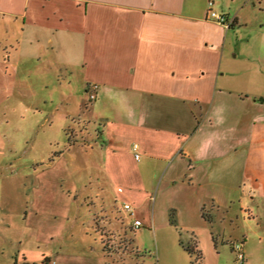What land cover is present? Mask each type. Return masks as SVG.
I'll return each instance as SVG.
<instances>
[{
	"label": "crops",
	"instance_id": "0c3cea01",
	"mask_svg": "<svg viewBox=\"0 0 264 264\" xmlns=\"http://www.w3.org/2000/svg\"><path fill=\"white\" fill-rule=\"evenodd\" d=\"M208 1L0 0V109L5 118V123L0 118V149L8 140V104L29 93L24 83L40 82L46 90L47 111L41 104L25 107L22 119L30 114L37 134L52 132L50 143L64 131L68 147L57 153V162L66 157L81 159V151L85 160L91 149L95 160L105 164L94 174L113 180L118 195L127 189V195L138 202L143 170L173 181L183 174L200 191L195 204L179 208L178 221H186L190 209L212 226L207 204L212 201L215 208L214 187L226 188L234 166L241 173V186L252 178L259 181L253 190L264 186L260 175H264L260 155L264 139L256 134L264 98L255 92L230 91L229 38L240 21L223 9L217 12L234 20L233 27L213 21ZM82 92L96 96L92 105L82 99ZM92 128L95 145L91 138L89 143L71 142L73 131L86 139ZM72 151L76 154L69 157ZM136 152L139 161L134 158ZM75 174L63 170L57 177L74 178ZM48 175L55 173H36L31 187L19 188L18 195L25 194L28 205L23 209L18 204L15 211L4 206L1 181L5 178L0 177V234L6 235L15 219L21 220L22 228L20 237L4 242L0 264H14L22 257L40 262L37 256L57 264L41 250L38 224L33 221L48 211L42 201L47 190L39 186L44 185L39 179ZM53 232L44 239L53 241Z\"/></svg>",
	"mask_w": 264,
	"mask_h": 264
},
{
	"label": "rangeland",
	"instance_id": "374dc122",
	"mask_svg": "<svg viewBox=\"0 0 264 264\" xmlns=\"http://www.w3.org/2000/svg\"><path fill=\"white\" fill-rule=\"evenodd\" d=\"M215 1L216 11L223 9L231 18L237 15L240 21V26L231 30L229 38L232 76L227 83L230 91H247L248 95L255 92L253 94L264 98V0ZM23 85L28 87L29 93L23 98H13L8 104L11 122L7 128L8 140L0 149V177L5 178L1 184L6 192L4 206L10 211H15L18 204L26 208L27 196L22 192L19 196V188L31 187L36 173L46 170L55 173L54 177L48 175L39 179L44 183L39 186L47 190L42 201L48 211L33 221L38 224L35 229L39 232L41 250L57 264H264V186L253 190L259 183L256 178H252L247 186H241V173L237 165L234 166L226 188L214 187L215 208L212 201L206 205V210L212 214V226L197 219L190 209L186 212V221L179 222V208L195 204V194L200 191L187 176L180 174L181 178L173 181L155 177L150 169L143 170L138 180L141 187L138 202L127 195V189L125 194L118 195L113 180L94 174L99 166L103 165L104 169L105 164L104 160L103 163L95 160V152L91 149L88 150L91 155H86L85 160L81 151V159L66 157L57 162V153L68 147L64 131L59 136L55 130L58 140L50 143L52 132L43 130L37 134L30 124L31 115L22 119L21 109L25 107L34 109L36 104H41L47 111L43 104L46 90L41 88L44 85L33 80ZM82 94V99L92 105L94 101L90 94ZM250 97L255 100L254 96ZM50 105L51 101H48ZM3 112V108L0 109V118L4 122ZM262 118L256 122V134L264 139V114ZM72 133L71 142L89 143L87 140L91 138L95 145L94 128L86 139L80 138L76 131ZM75 154L72 151L69 157ZM260 155L264 158V151ZM51 160L56 161L52 163ZM41 161L46 163L36 166ZM143 163L139 164L142 169ZM63 170L76 174L74 178L57 177ZM261 171L264 173V165ZM260 175L264 183V175ZM125 202L133 208L136 218L124 209ZM135 219L143 222L142 228L133 229ZM8 229L6 235L0 234L1 263L4 261L1 256L4 242L22 235L21 220L15 219ZM53 230V241L45 240L48 237L44 236ZM194 243L203 253L202 261L184 248ZM28 244L32 247L29 241ZM238 245L242 247L245 261L240 260L239 252L234 250ZM44 258L37 256L40 262Z\"/></svg>",
	"mask_w": 264,
	"mask_h": 264
},
{
	"label": "built area",
	"instance_id": "2783aa9c",
	"mask_svg": "<svg viewBox=\"0 0 264 264\" xmlns=\"http://www.w3.org/2000/svg\"><path fill=\"white\" fill-rule=\"evenodd\" d=\"M208 6H209V10H208V15H209V18H211L213 21L217 22L218 24H221L227 28H231L233 27L234 25V20H230L226 15L224 14H220L219 12H217L215 10V2L214 0H209L208 1ZM94 90H97V86L93 87ZM90 99L91 100H95L96 99V96L94 94H91L90 96ZM134 150L137 151L138 150V146L135 145L134 146ZM134 158L136 161H139L141 156L139 153H135L134 154ZM124 209L128 212L131 213V216L132 217H135L136 218V214L133 210V208L129 205V204H125L124 205ZM143 226V222L139 219H135L134 220V223H133V229H140L141 227ZM234 250H237L239 253V259L242 260V261H245V255L241 252L242 251V247L240 245L236 246L234 248Z\"/></svg>",
	"mask_w": 264,
	"mask_h": 264
},
{
	"label": "trees",
	"instance_id": "16d2710c",
	"mask_svg": "<svg viewBox=\"0 0 264 264\" xmlns=\"http://www.w3.org/2000/svg\"><path fill=\"white\" fill-rule=\"evenodd\" d=\"M204 217L206 219H208L206 214H204ZM184 248L191 255H196L197 259H199L200 261L203 260V253L199 249L197 243L191 244L189 246H184ZM14 264H51V260H50V258L46 257V258H44V260L42 262L37 263V262H30V261L27 260L26 257H22L21 259H16Z\"/></svg>",
	"mask_w": 264,
	"mask_h": 264
}]
</instances>
